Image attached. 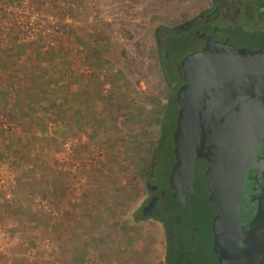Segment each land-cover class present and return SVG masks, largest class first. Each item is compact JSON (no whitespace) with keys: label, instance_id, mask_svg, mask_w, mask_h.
I'll use <instances>...</instances> for the list:
<instances>
[{"label":"rangeland","instance_id":"1","mask_svg":"<svg viewBox=\"0 0 264 264\" xmlns=\"http://www.w3.org/2000/svg\"><path fill=\"white\" fill-rule=\"evenodd\" d=\"M200 2L202 0H14L8 5L0 2V47L7 34L16 36L17 41L29 39L28 36L25 37V33L30 31V27L44 32L49 30L45 34L36 31V36H42L40 45L43 47L53 45L58 41L62 23L72 24L75 45L70 60L82 73V84L88 88L87 91L96 88L98 93L104 92L106 102L109 98L111 103H121L129 112V116L132 114L130 123L125 117L117 121H102L103 125H97L95 119L99 118L97 114H100L97 110L102 107L97 105L95 100V105L93 104V96L90 93L85 97L80 121L88 120L93 123L85 125L83 130L77 133L65 129L62 123L56 131L58 142L55 149L58 151L47 156L51 164L62 163L64 168L57 177H48L52 190L35 193L28 202L22 199L15 201L10 188L6 189L10 194L7 198L13 201H8L4 196L5 188H2L0 203H7L3 208L5 214L25 221L31 218L25 217L27 209H30L29 212L33 215L41 213L42 220L38 224V231L41 227L46 233L49 232L53 239V235H56L57 239L49 242L43 238L38 242L36 253V249L27 241L30 234L20 235L18 240L27 248L16 257L4 251V233L0 226V264H162L163 235L160 228L151 216L143 214L141 217L139 211L148 194L142 178L138 175L136 159L145 154L146 151L141 152V149L149 152L153 147L158 125L157 111L156 114L153 111L152 115L148 116L146 113L151 109L157 110L158 106L166 101L157 88L159 79L153 67L146 68V63H153L147 52L150 47L147 24L155 12L159 13L161 20L167 24L191 18L197 12ZM48 15H51V18ZM48 19H55V25L50 24ZM46 26L49 28L44 29ZM241 29L243 27L233 24L231 29L223 33L217 32L227 36L234 45L248 47L255 44L256 41L249 40L250 37ZM134 40L139 41L144 50L142 75L130 73L125 69V59L119 57L112 48L120 45L130 47ZM195 44L196 42L186 40L183 53L176 59L179 61L185 51ZM84 45L91 49L92 58L98 61V68L94 72L96 77L91 72L89 76L83 75L89 69ZM110 79L115 84L113 88ZM94 85L96 87L92 88ZM110 108L111 104L108 103L105 109ZM170 116L171 120L173 114ZM172 123L173 121L166 120L163 142L154 150V162L146 171L151 183H155L159 188L168 183ZM20 124V121L0 119V128L5 131L9 127L17 132ZM51 147L53 149V146ZM139 147H142L140 151ZM162 152L164 156L161 155ZM162 156L165 158L163 161ZM12 171L14 172L13 169ZM48 171L46 172L49 174ZM114 176H117V186L123 188V194L121 191L102 194L104 183L110 182V188L114 186L111 183ZM91 178L94 182L92 193H84L83 187L91 182ZM21 181L24 183L22 179ZM205 181L203 171L197 168L193 174L194 208L204 216L207 192ZM54 186L59 189L57 195L54 194ZM117 194L126 197L119 199L120 203L112 213L110 205L118 200ZM19 202L25 205L17 207L16 203ZM70 203H75L77 208ZM9 205L12 212L8 211ZM129 209H134L139 219H129ZM74 210L77 214H72ZM81 212L85 213V217H80ZM62 215L63 223L60 222ZM77 234L82 237L79 244H76L74 237ZM74 250L77 252H73ZM72 253L75 255H71Z\"/></svg>","mask_w":264,"mask_h":264},{"label":"trees","instance_id":"2","mask_svg":"<svg viewBox=\"0 0 264 264\" xmlns=\"http://www.w3.org/2000/svg\"><path fill=\"white\" fill-rule=\"evenodd\" d=\"M12 1L14 0H0L1 3L6 5ZM237 1L239 2L241 0H202V2L199 4L197 12L194 13L191 18L182 19L176 21L175 23L167 24L161 20L159 13L155 12L153 14V18L148 21L147 34L150 41V47L147 52L152 58L153 63H146V68L150 69L153 67L154 73L159 79L156 84L157 88H159L160 93L165 96L166 101L158 106L157 110L151 109L146 113V116H148L152 115L153 111L156 114L157 111L158 116L156 118L158 125L156 126L157 135L155 142L153 147L148 150L149 152H147V150H142V147H139L138 149L139 151L141 149V152L146 151L142 157L138 156L136 159V163H138V175L142 178L144 183L152 182L147 177L146 171L154 162V150L157 149L158 146H160L163 142L166 129V120L173 121L170 126L171 133L175 124L174 121L177 112V104L175 103L174 99V89L177 87L180 79V72L176 70H179L178 60L176 58H178V56L183 53V48H185L184 42L188 40L182 34V32H177L175 29L185 21L192 19L198 14L203 13L204 11H210L211 8H215L218 4H231ZM60 29L58 41L53 45H47L46 47L40 45V38L42 36H36L33 39L20 40L19 43H16L17 46H12L11 44L17 41V38L16 36L9 37V34H7L5 40H8V44L5 42V47L1 50L2 58H0V66L2 69H8V71L6 75H0V90L13 93L14 96L10 102V105L8 106L6 115L11 119L20 121L21 123L24 121H29L30 119L27 113L24 111L30 109L36 110L38 106L45 100H48L50 97H54L55 100H52V103H49L48 106L46 105L48 109L45 108L42 110L44 113H42L40 116V120L45 122L48 121L50 123L61 121L64 124L65 129H68L73 133H77L83 130L85 125L93 123L87 119V121H80V116L82 114L81 110L85 104V97L91 93L93 96V101L95 100L96 104L102 107L100 110L95 108V110L99 111L98 113H100L97 114L99 118L95 119V123H97V125H103L102 121H112V119L117 121L122 120V118L125 117L129 122L130 116H132V114L129 116V112L125 110L121 103H111L109 102V98L107 99L108 102H106V99L104 98L105 93H98V89L95 88L96 85L92 87L95 89H92V91L89 89V91H87L88 88H86L82 84L83 81L81 82L80 80L82 73L79 71V68L76 67L75 63H72L70 60L72 58V48L73 45H75V32L73 31V25L69 24L68 22H63ZM112 48L117 52L119 57L125 59L123 63L125 69H127L130 73H138L142 75L143 72L141 67L144 62V50L139 45V41H132L130 47L120 45L119 47L115 46ZM90 50L91 49L88 46L84 47V53L86 52L84 55L86 57V63L89 69L88 72L85 74L83 73V75L89 76L91 72L96 77L94 72L98 68V61L92 58ZM89 52L90 54L87 55ZM164 53H166V56H164ZM110 84L112 88L113 86L115 87V84L112 83L111 79ZM49 100L48 102H50ZM95 101L93 102L94 105ZM108 103L111 104V108L105 109L108 106ZM21 108H23V112H20ZM171 114H173V118L170 120L169 116ZM136 121H138V119ZM27 126H29V123ZM7 128L10 129L9 127ZM0 130L2 129L0 128ZM172 144L171 134V157L173 155ZM163 154L164 152L161 153V155ZM163 156L161 158L162 161L165 159ZM171 157H169V161H171ZM41 163L46 167V170L51 171V160L47 155L42 157ZM46 174L48 173L46 172ZM90 180L91 182L83 187L84 193H92L91 187L94 182L92 178ZM32 181L33 180H30L28 183L29 185L26 186V188L25 183H23L21 179L16 178V181L11 188V192L14 195L15 201L22 199L29 202L33 194L43 193L44 189L40 186H37V184ZM117 182L118 178L117 176H114L111 181L114 186L110 188V182L109 184L108 182L104 183L105 185L101 193L106 195L107 193H112V191H121V194H123V188L121 186L119 187V185L117 186ZM117 195L118 200H116L113 205H110V210L112 213H114V210H116L118 204L120 203L119 199L126 197V195L124 197L119 194ZM5 205H7L6 202L0 203V226L2 227L4 233V251L8 252L9 254L16 255V257L19 256L21 252L27 248L26 245H23L18 240V236L20 235L30 234V237L27 239V241L32 247L36 249V253L38 252V242L43 238H46L49 242H54L57 239L56 235H53L55 236V239H53L51 234L49 232L46 233L41 227L38 231V224L42 220L41 213H34L33 215L29 212L30 209H27L25 217L31 218L25 221H20L17 219V217H10L8 214L4 213L3 208ZM129 210V219H139V216L137 215L138 213H134V209ZM140 215L141 217L144 216L142 213ZM165 215L166 217L162 215V219H166L168 215L169 218L167 221H173L171 217L173 216L172 213L169 212ZM116 225L117 222L115 221L114 226Z\"/></svg>","mask_w":264,"mask_h":264},{"label":"water","instance_id":"3","mask_svg":"<svg viewBox=\"0 0 264 264\" xmlns=\"http://www.w3.org/2000/svg\"><path fill=\"white\" fill-rule=\"evenodd\" d=\"M180 67L183 81L176 89L179 108L172 130L168 182L190 205L193 161L202 156L208 163L204 172L208 201L233 210L244 170L254 167L262 209L264 152L258 156L255 152L264 145V50L207 39L199 49L181 57ZM154 200L151 196L142 206V214L153 212ZM234 215L232 212V219ZM219 221L221 216L215 215L213 225ZM189 231L187 239L177 232L174 264H190Z\"/></svg>","mask_w":264,"mask_h":264},{"label":"flooded vegetation","instance_id":"4","mask_svg":"<svg viewBox=\"0 0 264 264\" xmlns=\"http://www.w3.org/2000/svg\"><path fill=\"white\" fill-rule=\"evenodd\" d=\"M233 24L243 27L241 30L250 37L249 40L256 41L250 46L244 43L248 48L264 50V0H241L231 4H218L210 11H204L185 21L175 30L182 32L191 42H196L184 53L185 55L199 49L207 39L231 43L227 36L219 34L217 31L223 33L225 30L231 29ZM178 67L179 70H176L180 72V79L177 87L183 81L180 60ZM177 87L174 99L178 109L179 103L175 97ZM263 152L264 145H260L256 148L255 156ZM207 166L208 163L204 157L196 156L193 161V174L197 168H200L204 173ZM255 173L257 170L254 167H247L244 170V177L239 185L238 204L233 210L230 208L220 209L208 201L209 189L206 184L205 216L194 208V190L192 191L191 204L188 205L184 199L185 195L181 191L176 194L169 182L162 188H159L155 183H144L148 198L141 205V209L151 196H155L154 210L147 215L155 220L163 235L162 264H174L177 232H179L180 238L187 239L188 229L191 233L189 236L190 264H264V206L260 209L258 200L260 186L254 181ZM169 212L173 214L171 216L173 221L168 222V215L166 219H162V215L166 217L165 214ZM232 212L235 214V219H232ZM215 215H220L221 221L214 226L213 217ZM184 250L182 249V252Z\"/></svg>","mask_w":264,"mask_h":264},{"label":"crops","instance_id":"5","mask_svg":"<svg viewBox=\"0 0 264 264\" xmlns=\"http://www.w3.org/2000/svg\"><path fill=\"white\" fill-rule=\"evenodd\" d=\"M5 42H7L8 44V40L7 41L5 40L2 43V46L0 47V58H2L1 50L5 47L4 46ZM16 43H19V41L9 44H11L12 46L13 45L17 46ZM7 71L8 69H4V68L2 69V67L0 66V75H4V74L6 75ZM13 96H14L13 93H9L8 91L4 92V90H0V119L6 121H17L15 119H11L6 115L8 106L10 105ZM49 99L48 100L50 102H48V100H45L43 103H41L38 106L36 110L30 109L24 111L27 113L30 120L21 123L20 128L16 129L17 132H11L12 131L11 129H8L6 131L0 130V194L2 188H5L6 192L4 191V196L8 201H13V200L7 198L10 196V194H9V190L6 189L12 188V186L16 181V178L22 179L25 183V187L29 185L28 183L30 182V180H33L34 183H39L40 184L39 186H41V188H43L44 191H47V189L52 190L50 188L51 180L48 179V177L49 176H53V178L57 177V174H60V172L64 168L63 167L64 164L54 163L51 164L52 170L48 171L49 174H46L47 170H44L46 167L41 163V159L44 155L45 156L48 154L54 155V153H57L58 150L55 149L56 143L58 142L56 131L58 130V127H60V125L62 124L61 121H58L56 123H49L48 121L45 122L40 120V116L42 115V113H44V111L42 110L47 108L46 105L48 106L49 103H52V100H55L54 97H50ZM20 112H23V108H21ZM28 123L29 126H27ZM51 146H53V149H51L52 148ZM11 168L14 170V172L12 171ZM58 190L57 187H55L54 194L57 195L59 193ZM12 195L13 193L11 192V196ZM19 203H16L17 207L25 205L23 202L22 203L19 202ZM70 205L77 208V205L75 203H70ZM9 210H10V205L8 206V211ZM82 210L83 209L81 208L80 211ZM12 211L13 210H10V212ZM74 213L77 214V211L74 210L72 214ZM81 214L82 215L80 217H85L84 212L83 213L81 212ZM60 218H61L60 222L63 223L64 216ZM59 228L62 229V227ZM74 237L76 239V244L77 243L79 244V242L82 240L81 239L82 237L79 234L74 235ZM73 252H77V250H74ZM71 255H75V253H72ZM82 255L84 254L82 253Z\"/></svg>","mask_w":264,"mask_h":264},{"label":"built area","instance_id":"6","mask_svg":"<svg viewBox=\"0 0 264 264\" xmlns=\"http://www.w3.org/2000/svg\"><path fill=\"white\" fill-rule=\"evenodd\" d=\"M49 16V18H51V15H48ZM49 20V19H48ZM53 20V19H52ZM52 20H49L48 22L50 23V24H54L55 25V22H56V20L54 19L53 21ZM45 25H46V23H45ZM52 26V25H51ZM50 26V27H51ZM47 28H49L48 26H46V27H44V29H47ZM29 32L28 31H26V33H25V37H27L28 36V38L29 39H33V38H35L36 37V35H37V33H36V31H38V32H40V34H45V33H47V32H49V30L48 31H46V32H44L43 30H38V28H36V29H33V27H30L29 28Z\"/></svg>","mask_w":264,"mask_h":264}]
</instances>
